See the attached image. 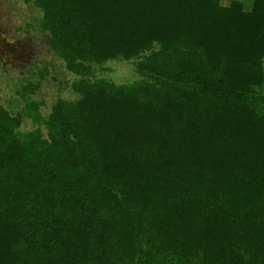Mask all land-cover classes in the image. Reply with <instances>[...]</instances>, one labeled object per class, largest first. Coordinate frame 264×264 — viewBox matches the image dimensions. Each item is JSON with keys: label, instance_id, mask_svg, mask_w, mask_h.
Masks as SVG:
<instances>
[{"label": "trees", "instance_id": "16d2710c", "mask_svg": "<svg viewBox=\"0 0 264 264\" xmlns=\"http://www.w3.org/2000/svg\"><path fill=\"white\" fill-rule=\"evenodd\" d=\"M33 3L78 97L0 103V264H264V0Z\"/></svg>", "mask_w": 264, "mask_h": 264}, {"label": "rangeland", "instance_id": "374dc122", "mask_svg": "<svg viewBox=\"0 0 264 264\" xmlns=\"http://www.w3.org/2000/svg\"><path fill=\"white\" fill-rule=\"evenodd\" d=\"M232 0H220L228 5ZM250 10L253 0H241ZM42 13L33 0H0V103L15 114L23 107L18 90L25 84L36 86L32 97L42 100L41 112L47 114L57 98L76 99L71 88L76 76L68 71L49 47V35L40 27ZM264 67V65H263ZM95 77H104L115 84L139 78L132 61L113 59L95 67ZM264 92V87H263ZM34 125L23 119L20 131Z\"/></svg>", "mask_w": 264, "mask_h": 264}]
</instances>
